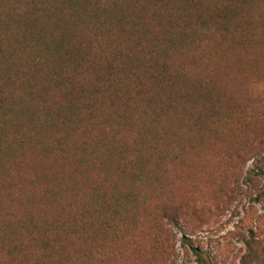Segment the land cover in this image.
Returning <instances> with one entry per match:
<instances>
[{
	"label": "trees",
	"instance_id": "trees-1",
	"mask_svg": "<svg viewBox=\"0 0 264 264\" xmlns=\"http://www.w3.org/2000/svg\"><path fill=\"white\" fill-rule=\"evenodd\" d=\"M259 47L264 0H0V264H21L24 240L57 264L96 205L115 223L184 119L229 111L228 67ZM126 177L135 191L112 182Z\"/></svg>",
	"mask_w": 264,
	"mask_h": 264
},
{
	"label": "rangeland",
	"instance_id": "rangeland-1",
	"mask_svg": "<svg viewBox=\"0 0 264 264\" xmlns=\"http://www.w3.org/2000/svg\"><path fill=\"white\" fill-rule=\"evenodd\" d=\"M261 49L253 51L251 60L243 58L242 66L228 67L231 80L226 86L237 93L229 111L195 131L184 119L175 144L158 150L163 160L158 161L157 172L148 166L150 177L136 186L138 201H125L115 223L108 221L107 207L94 206L99 213L88 225L89 241L69 237L57 264H198L194 248L208 264L264 262V121L258 116H264ZM243 100L245 104L238 107ZM112 182L122 192L135 191L128 177ZM33 193L39 218V205L46 200H41L40 188ZM171 212H176L177 222L166 218ZM23 243L21 264H42L53 253L51 248ZM81 246L85 254L79 253ZM4 264H9L6 256Z\"/></svg>",
	"mask_w": 264,
	"mask_h": 264
}]
</instances>
